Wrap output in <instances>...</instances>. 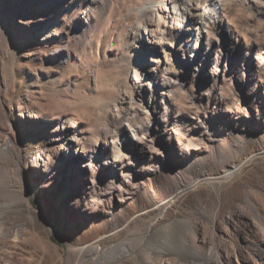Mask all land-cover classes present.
I'll list each match as a JSON object with an SVG mask.
<instances>
[{"label":"rangeland","instance_id":"rangeland-1","mask_svg":"<svg viewBox=\"0 0 264 264\" xmlns=\"http://www.w3.org/2000/svg\"><path fill=\"white\" fill-rule=\"evenodd\" d=\"M99 1L43 42L52 1L0 0V264H264V0L178 49L160 0Z\"/></svg>","mask_w":264,"mask_h":264},{"label":"bare ground","instance_id":"bare-ground-1","mask_svg":"<svg viewBox=\"0 0 264 264\" xmlns=\"http://www.w3.org/2000/svg\"><path fill=\"white\" fill-rule=\"evenodd\" d=\"M40 3H43L45 5H48L51 1L53 2V8L54 12H47L46 16L42 18L40 24L42 26L41 32H39V36L41 37V41H48L55 33V29L60 24L59 19V13L63 8L68 6L70 9L77 8V3L81 0H77V3H75V0H36ZM243 2V3H252L254 0H160L159 3L156 5H146L142 8V10H151L152 14L160 15L161 13H165L168 18L171 20V26L169 27L170 35L175 36L174 42H173V48H177L179 46H183L185 42H189L192 39V33H194L193 37L196 36V39L199 41L200 38H203L205 34L207 35V41L209 43V27L210 23L208 22V19L211 18L212 15L215 13H221L226 14L230 10V3L231 2ZM90 2L93 5H97L100 1L99 0H90ZM68 3H71L69 6ZM255 7L257 8L258 5L256 3ZM50 5V4H49ZM81 5V4H80ZM48 10V9H47ZM86 13V12H85ZM87 14V13H86ZM160 23V22H159ZM154 33V30L151 28L150 32L147 30L144 34V39L146 44L149 46V49L152 51L157 52L158 59L157 61H160L162 59V51L161 46L156 40H152V36ZM169 35V34H168ZM58 36V35H57ZM239 41L234 43V46L237 47L239 45ZM210 46V44H209ZM172 47V46H171ZM234 47V48H235ZM178 49V48H177ZM241 52L238 50V53ZM185 54V53H184ZM154 54L151 56L152 59L155 58ZM72 127V126H71ZM65 128L61 138L65 137V140L69 143V150L68 154L65 158L64 165L67 168V174H68V180H71L70 171L73 167V165L79 161L78 152H81L84 154V156H88L90 150L87 149L86 146L81 145L78 142L77 138H74L72 135V128L76 127L75 125L71 128ZM76 129H74L73 133H76ZM9 143H5V147L8 148ZM75 151V152H74ZM46 163L43 159L39 160L38 164L34 165L35 170H41L43 163ZM48 164V163H47ZM51 166H48V168L44 171L45 175L50 174ZM235 173V171H231L227 173L224 177L220 178V180H226L230 176H232ZM217 182V181H216ZM73 191V190H72ZM178 193L176 198L179 196ZM174 197V199H176ZM72 198V197H71ZM173 201V199H172ZM172 203V202H171ZM237 220L239 219L243 225L248 226L250 229H252L251 222L246 220L245 216L239 212L235 214ZM249 244V239L245 237V246ZM260 246L264 249V235H260ZM154 254V253H153ZM205 259V258H204ZM142 264H147L144 260L141 261ZM169 264V263H164ZM202 264H225L223 261V257H213L209 256V258L202 260ZM250 264V263H248Z\"/></svg>","mask_w":264,"mask_h":264}]
</instances>
